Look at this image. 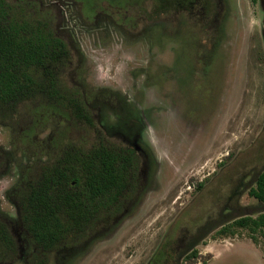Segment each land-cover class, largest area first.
<instances>
[{"label":"rangeland","instance_id":"rangeland-1","mask_svg":"<svg viewBox=\"0 0 264 264\" xmlns=\"http://www.w3.org/2000/svg\"><path fill=\"white\" fill-rule=\"evenodd\" d=\"M7 1L46 18L68 43L65 85L82 92L96 123L39 101L0 120V215L19 247L10 264H148L163 246L181 254L197 242L200 259L188 264H264V239H217L215 227L264 212L248 196L264 169V0H198L191 14L160 17L153 0L126 11L104 3L90 17L73 0ZM103 137L141 158L136 192L85 235L39 251L13 190L67 138L93 146Z\"/></svg>","mask_w":264,"mask_h":264},{"label":"trees","instance_id":"trees-1","mask_svg":"<svg viewBox=\"0 0 264 264\" xmlns=\"http://www.w3.org/2000/svg\"><path fill=\"white\" fill-rule=\"evenodd\" d=\"M73 1L82 5L90 17L100 11L104 3L126 11L129 5L143 4L146 0ZM154 1L157 6L151 13L157 17L172 10L191 14L193 5L198 2ZM251 2L257 3V0ZM73 59L68 43L46 18L32 13L26 5L0 0V120H10L23 104L39 101L60 108L77 123L94 128L95 119L82 92L65 85L63 79ZM66 141L59 155L41 165L31 181L20 182L11 197L21 225L43 253L85 235L105 217L121 213L124 200L134 194L138 186L142 160L135 149L109 142L104 137L93 146L68 138ZM2 167L0 154V172ZM202 188L200 185L199 190ZM248 196L264 205V169ZM215 227H219L217 239L234 238L246 231L259 245L264 239V212L256 217L242 215ZM213 231L216 230L207 229L200 237L205 236V239ZM198 243L191 244V249L181 254L163 246L148 264L196 262L200 259ZM18 254L17 241L6 219L0 215V264L15 262Z\"/></svg>","mask_w":264,"mask_h":264}]
</instances>
